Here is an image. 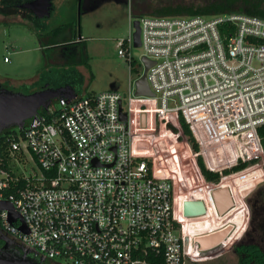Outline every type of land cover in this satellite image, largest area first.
Returning <instances> with one entry per match:
<instances>
[{"label":"built area","instance_id":"built-area-1","mask_svg":"<svg viewBox=\"0 0 264 264\" xmlns=\"http://www.w3.org/2000/svg\"><path fill=\"white\" fill-rule=\"evenodd\" d=\"M139 22L142 58L155 63L147 73L154 97H137L131 86L126 105L114 90L61 97L58 107L41 110L9 142L8 158L18 171L5 167L0 151V202L13 205L28 232L20 229L21 221L11 223L5 210H0V231L38 258L148 264L143 257L154 254L164 257L163 264H187L201 260L197 253L225 245L207 252L195 248L189 224L207 217L209 207L191 186L181 200L179 179L158 146L168 124L186 145L190 180L212 192L224 178L264 160L259 134L264 125V18L229 12L148 16ZM134 31L118 44L120 57L129 63ZM136 139H149L152 153L136 154ZM199 158L206 170L220 174L219 181L205 179ZM242 163L250 164L234 172ZM186 201H203L207 216H186ZM223 252L226 248L218 254Z\"/></svg>","mask_w":264,"mask_h":264},{"label":"rangeland","instance_id":"rangeland-1","mask_svg":"<svg viewBox=\"0 0 264 264\" xmlns=\"http://www.w3.org/2000/svg\"><path fill=\"white\" fill-rule=\"evenodd\" d=\"M210 1L213 0H84L81 8L79 9L78 5V10L75 13L70 12L66 6H62L58 15H53L47 19L48 21H45V26L50 31L64 25L71 26L69 33L78 39L82 38L85 43L80 47L71 44L70 41L75 37L63 34V36L57 35L52 40L56 43L64 41L67 46L46 48L44 46L47 43L46 38L38 33L36 26L9 18L8 21L0 23V83L8 91L24 95L32 94L44 86L53 88L71 86L78 97L114 90L122 95L124 105H126L129 88L131 86L132 93L135 92L138 75L131 72L130 63L120 57L118 44L119 41L129 37L134 22L142 17L157 16L154 11L162 7L201 5ZM99 3L101 7L90 12L88 6ZM73 16L80 21L67 20ZM77 54L84 56L83 62L86 64H77ZM131 54L136 62L135 69L142 74L144 66L141 58L145 54L144 49L133 47ZM5 58L8 59L7 62ZM174 105L172 103V106ZM52 107H58L57 101L52 103ZM165 127L171 130L169 124ZM175 138L178 149H181L179 155L183 177L184 179L189 178L188 184L191 186L192 192L201 197L209 207L208 216L200 217L189 224V231L196 237L207 234L210 230L220 229L227 223L234 227L222 248L207 253L195 252L198 257H201V260L198 262L187 261V264H239L237 252L231 251L232 249L229 251L228 248L234 247L239 241L241 242V239H243L242 243L247 245L250 237L257 232L254 215L259 210L264 211V189L256 190L264 183V160L260 159V165L248 171H243L240 174L234 173L232 176L224 178L218 186L214 187V189L230 188L235 199V207L227 216L220 217L215 213L212 197L208 198L204 194L205 191L212 190V188L199 185L197 179L191 178L190 180L185 164L188 157L186 145L179 133H175ZM158 146L160 150L164 151L163 156L172 172L171 140L165 128H163ZM31 166L35 168V172H38L34 163H31ZM158 167L161 172L159 162ZM31 173L32 170H29L26 175ZM179 188L181 200L186 199L188 195L182 192L180 184ZM250 189L252 190L247 195V202L253 210L249 227V234H253L251 236L246 234L249 226V211L246 198L243 196V192ZM225 248L227 253L218 254ZM47 261L50 264H67L59 259Z\"/></svg>","mask_w":264,"mask_h":264},{"label":"water","instance_id":"water-1","mask_svg":"<svg viewBox=\"0 0 264 264\" xmlns=\"http://www.w3.org/2000/svg\"><path fill=\"white\" fill-rule=\"evenodd\" d=\"M22 8L32 12L38 20L49 19L53 11V0H33L32 2L23 5ZM133 28L135 30L133 33L134 47L140 48L141 29L139 20L134 22ZM141 61L144 66V71L142 76L135 82V95L137 97H154L155 95L149 87L147 73L155 63L147 57H143ZM76 96L77 95L71 86L60 88L44 86L40 90L29 95L11 92L5 88L0 89V134L12 127L22 130L30 119L35 117L41 110H47L54 100L61 97L72 99ZM121 118L125 120L126 115L121 114ZM143 121L145 122V116H143ZM134 145L136 154L149 155L152 153L149 139H136ZM155 165L157 169L156 174L161 176L162 172L159 170L158 163L156 162ZM251 190L252 189L244 191L243 196L246 197ZM212 198L220 217L227 215L235 207L233 194L228 187L214 190L212 192ZM0 210H5L9 213L11 223H14L17 220L21 221L22 226L20 229L24 232H28L22 217L15 211L11 203L0 202ZM184 211L185 215L188 217H200L207 214V209L203 201H186L184 203ZM233 228V225L229 223L221 229L204 235H197L194 239L195 248L198 251L207 252L221 247V245L229 239ZM0 241L4 243V246L0 247V264H39L27 258V255L33 253L32 251L19 245L14 239L2 234L1 231ZM239 242L237 244H239ZM4 250L8 251L4 253ZM13 251H16V255L13 254ZM20 252L23 255L20 256ZM41 260L43 261L44 258H41Z\"/></svg>","mask_w":264,"mask_h":264},{"label":"trees","instance_id":"trees-1","mask_svg":"<svg viewBox=\"0 0 264 264\" xmlns=\"http://www.w3.org/2000/svg\"><path fill=\"white\" fill-rule=\"evenodd\" d=\"M78 2V1H77ZM20 3V0H7L4 4V8L0 9V14H4L5 16H15L17 15V4ZM229 12H242L248 15H253V16H259L264 18V0H213L210 1L206 4H201V5H180L176 7H162L160 9H156L154 11V14L157 16H195V15H202V16H212L216 14H221V13H229ZM66 26V25H64ZM64 26H60L57 29L56 35L60 30H62ZM38 31L45 30L47 27L44 25H39L36 27ZM54 29V30H56ZM62 44L65 43L64 41L61 42ZM55 46L60 45V43H52ZM73 44V43H72ZM46 48H55V47H49V44L44 45ZM67 46V44H64L63 47ZM78 57L77 63H82L83 59L77 54ZM85 63V62H83ZM86 64V63H85ZM136 62L133 60L130 63V68L131 72H134L139 76H141L139 70L135 69ZM5 88L1 83H0V89ZM41 89V88H40ZM57 100H54L56 102ZM45 114V112H43ZM170 120H168V123ZM170 125V124H169ZM182 125L184 128L185 134L188 136L190 141H192L193 144V139H192V134L190 132V129L188 125L184 121H182ZM165 130L168 132V135L171 140V152L173 155V171L172 173H175L177 178L179 179L178 184L182 186V190L186 189L185 193L189 194L188 187L189 184L186 183L184 177H183V172H182V167L180 166L179 158L177 156V142L175 138V133H178L177 128L173 127V125H170L171 130H169L167 127H164ZM19 131L16 127H12L10 129H7L3 131L0 134V151L3 154V157L6 159L5 167L9 170H14L18 171V169L14 165L11 164L12 160L9 157L8 158V153H9V142L14 141L17 139ZM171 133V134H170ZM259 134L262 139L263 147H264V125L259 128ZM194 149L196 150V145L193 144ZM199 166L201 168V171L205 177V179L208 182H217L220 180V174L218 173H213L209 172L206 170L204 163L201 158H199ZM250 163H242L239 166L235 167L233 169L234 172H239L244 170L249 166ZM226 175L230 174V171H225ZM259 189L263 190L264 185L260 186L256 191ZM184 192V191H182ZM256 211V210H254ZM256 214L254 215L255 218ZM253 217V218H254ZM260 233V232H259ZM256 232L254 236L252 233L249 234V228L246 231V234H248L250 239L248 240V244L244 245L242 243L243 239L239 244H236L232 250H235L237 252V256L239 259L240 264H260V258L262 256L257 252L256 246H252L255 242V238L257 237ZM245 234V236H246ZM263 234V233H262ZM245 238V237H244ZM145 260H147L148 264H163L164 263V257L163 256H155L154 254H149L148 256L143 257Z\"/></svg>","mask_w":264,"mask_h":264},{"label":"flooded vegetation","instance_id":"flooded-vegetation-1","mask_svg":"<svg viewBox=\"0 0 264 264\" xmlns=\"http://www.w3.org/2000/svg\"><path fill=\"white\" fill-rule=\"evenodd\" d=\"M7 0H0V9L4 8V4ZM33 0H20V3L17 4V15L15 16H5L4 14H0V23L2 22H6L9 20V18H15V21H20L21 23H27V24H30L32 26H39V25H42L44 26L45 25V21H42V20H38L33 14L32 12H30L29 10H26L24 8H22L23 5L25 4H28L30 2H32ZM75 40V39H74ZM66 43H63L61 45H64ZM264 183L261 185L263 186ZM247 197L246 196V202H247ZM247 207H248V211H249V226L248 228L250 227V224H251V221H252V216H253V210L251 209L250 205L248 204L247 202ZM258 214H256V231L258 234V236L255 238V242H253L254 244H252V246H256L257 248V252L262 256V258H260V264H264V211L263 210H259L257 211ZM247 231V230H246ZM263 233V234H262ZM4 246V243L2 241H0V247H3ZM233 248V247H232ZM231 248V249H232ZM8 250H4V253H6ZM19 251V250H17ZM13 254L16 255V251H13ZM20 256L23 255L21 252L19 253ZM27 258L31 261H34L35 263H39V264H50L46 259H44L43 261L41 260V258H38L36 257L35 255L33 254H29L27 255ZM238 262H239V259H238ZM240 264V262H239ZM254 264V263H252Z\"/></svg>","mask_w":264,"mask_h":264},{"label":"crops","instance_id":"crops-1","mask_svg":"<svg viewBox=\"0 0 264 264\" xmlns=\"http://www.w3.org/2000/svg\"><path fill=\"white\" fill-rule=\"evenodd\" d=\"M79 3H78V2ZM84 3V0H53V11H52V15H51V17L53 16V15H58L59 14V11H60V9L62 8V6H66V8L70 11V12H72V13H75L76 12V10H78V5H79V9L81 8V6H82V4ZM67 4V5H66ZM101 7V5H100V3L97 5V4H95V5H91V6H88V8L90 9V12H93V11H95V10H97V8H100ZM50 17V18H51ZM49 18V19H50ZM47 19H45V20H42V21H46ZM68 21H80V20H78L76 17H71V18H69V19H67ZM48 21V20H47ZM63 29L62 30H60L59 32H58V34L57 35H59V36H63V34H69L72 38L73 37H75L73 34H71V33H69V29L71 28V26H69V25H67V26H64V27H62ZM59 29V28H58ZM56 32H57V29L56 30H48V29H45V30H41L40 29V31H38V33L43 37V38H46V41H47V43L49 44V47H63V45H58V46H55L54 44H52V43H56V42H54L52 39H54V38H56ZM63 42V41H62ZM71 42V44L73 43L74 45H77V46H82L83 44H85V43H83L84 41L82 40V38H76L75 37V40H72V41H70ZM46 43V44H47ZM61 43V42H60ZM83 49H85L84 48V46H83ZM80 57L84 60V56L83 55H80ZM83 63V62H82ZM78 64V63H77ZM76 93V92H75ZM77 95V94H76ZM231 250V249H230ZM229 250V251H230ZM227 253V252H226Z\"/></svg>","mask_w":264,"mask_h":264},{"label":"bare ground","instance_id":"bare-ground-1","mask_svg":"<svg viewBox=\"0 0 264 264\" xmlns=\"http://www.w3.org/2000/svg\"><path fill=\"white\" fill-rule=\"evenodd\" d=\"M179 154H181V149L179 150L178 149V145H177V156L179 158L180 166H182V164H181V157H180ZM216 189H219V188H215L214 190H216ZM211 192H212V190L205 191L204 194H205L206 197L210 198L211 197Z\"/></svg>","mask_w":264,"mask_h":264}]
</instances>
